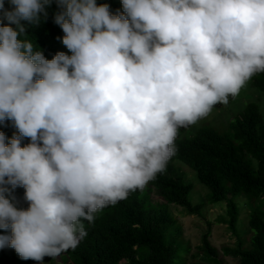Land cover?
I'll return each mask as SVG.
<instances>
[{
    "label": "clouds",
    "instance_id": "1",
    "mask_svg": "<svg viewBox=\"0 0 264 264\" xmlns=\"http://www.w3.org/2000/svg\"><path fill=\"white\" fill-rule=\"evenodd\" d=\"M53 3L71 55L49 60L20 39L21 21L40 23ZM121 4L112 14L97 0H0V124L17 130L0 131V230L11 231L0 249L24 260L75 249L82 219L143 190L180 128L264 73V0ZM18 187L27 209L9 198Z\"/></svg>",
    "mask_w": 264,
    "mask_h": 264
},
{
    "label": "trees",
    "instance_id": "2",
    "mask_svg": "<svg viewBox=\"0 0 264 264\" xmlns=\"http://www.w3.org/2000/svg\"><path fill=\"white\" fill-rule=\"evenodd\" d=\"M97 3H107L112 14L123 11L121 0H97ZM8 7L5 2V8ZM57 11L53 3L47 9V18L42 15L40 23L21 21L25 32L20 39L32 42L34 51H41L49 60L58 52L68 54L62 43L64 33L54 23ZM250 82L264 95V73L254 75ZM190 127L178 130L175 154L165 172L158 173L143 190L130 192L126 199L97 211L93 222L81 220L87 236L75 249L61 253L64 264H120L122 261L127 264H222L211 242V228L203 234L197 252L192 254L182 226L169 210L170 205H176L189 215L203 217L206 204L220 202L227 208L223 222L235 238L233 246L224 248V256L236 260V264H264V208L255 205L258 200L264 201V117L259 101L247 103L243 111L221 129L203 126L193 137L184 138ZM0 131L9 139L17 134L11 121L0 124ZM29 142L28 138H22V145ZM176 161L189 166L199 182L209 188L205 202L194 204L190 200L193 184L185 181ZM153 191L164 203L153 201ZM239 196H244L247 208L250 207L248 245L239 233L241 208L236 202ZM9 198H14L13 203L18 208L27 209L22 187L16 188ZM0 234L10 236L11 231L0 230ZM34 262L22 259L11 247L0 249V264Z\"/></svg>",
    "mask_w": 264,
    "mask_h": 264
},
{
    "label": "rangeland",
    "instance_id": "3",
    "mask_svg": "<svg viewBox=\"0 0 264 264\" xmlns=\"http://www.w3.org/2000/svg\"><path fill=\"white\" fill-rule=\"evenodd\" d=\"M68 55H71L69 51ZM251 101H259L261 113L264 117V95L253 88L249 81L237 97H229L227 105L218 104L207 118L198 121L195 125H191L184 134V138L193 137L199 128L203 126H214L219 129L227 126L230 121L234 120L243 111L246 104ZM175 164L183 172L185 181L193 184V190L189 196L190 200L194 204L205 202V197L210 192L209 188L199 182L197 174L189 166L180 161H176ZM152 199L155 203H164L156 191L152 192ZM236 202L241 208L238 223L240 237L248 245L251 238V231L248 226V212L250 207L248 206L247 208L244 196L237 197ZM255 205H262L264 208V201L258 200ZM169 210L182 226L185 242L191 246L192 254L197 252V247L201 244L203 234L210 227L211 242L217 248L222 264H236V260L225 257L223 254L224 248L233 246L235 242V238L223 222V219H226L227 211L224 202L215 205L206 204L203 209V217L189 215L183 208L176 205H170ZM207 223H211V225L209 226ZM34 264H40V262L35 261ZM43 264H64L63 254L55 258L46 256L44 257ZM120 264H127V262L122 261Z\"/></svg>",
    "mask_w": 264,
    "mask_h": 264
}]
</instances>
